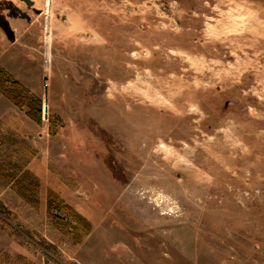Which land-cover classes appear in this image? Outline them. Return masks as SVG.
I'll use <instances>...</instances> for the list:
<instances>
[{
    "label": "rangeland",
    "instance_id": "obj_1",
    "mask_svg": "<svg viewBox=\"0 0 264 264\" xmlns=\"http://www.w3.org/2000/svg\"><path fill=\"white\" fill-rule=\"evenodd\" d=\"M0 264H264V0H0Z\"/></svg>",
    "mask_w": 264,
    "mask_h": 264
}]
</instances>
